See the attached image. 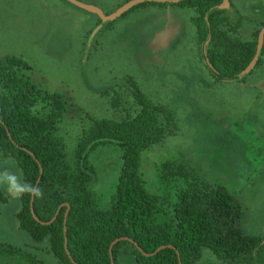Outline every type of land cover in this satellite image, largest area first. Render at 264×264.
Masks as SVG:
<instances>
[{
  "label": "rangeland",
  "instance_id": "1",
  "mask_svg": "<svg viewBox=\"0 0 264 264\" xmlns=\"http://www.w3.org/2000/svg\"><path fill=\"white\" fill-rule=\"evenodd\" d=\"M77 1L108 15L128 0ZM229 3L256 20L250 31L264 23V0ZM159 9L163 7H138L101 22L67 0H0V57L23 58L33 84L66 98L54 134L69 160L77 138L94 120L120 122L134 115L138 107L127 82L132 78L153 104L174 113L176 125L141 153L139 172L146 191L171 213L176 190L186 183L162 180L159 167L166 161L182 164L194 181L222 187L240 204L244 234L264 236V52L245 78L216 82L199 57L194 11L173 6L168 16ZM6 158L0 160V170L7 166ZM88 161L94 169L88 189L97 208L106 210L115 192L121 150L115 144L99 145ZM0 190L6 197L0 203V264H33L30 258L37 264H59L45 243H34L19 227L20 199ZM163 214L158 220L165 219ZM195 264L224 263L203 248Z\"/></svg>",
  "mask_w": 264,
  "mask_h": 264
},
{
  "label": "trees",
  "instance_id": "2",
  "mask_svg": "<svg viewBox=\"0 0 264 264\" xmlns=\"http://www.w3.org/2000/svg\"><path fill=\"white\" fill-rule=\"evenodd\" d=\"M221 4L222 0H183L171 7L195 11L192 22L197 44L214 80L237 81L245 78L242 72L255 55L264 23L250 31L255 19L245 18L229 0L227 8ZM147 5L166 7L142 3L126 13ZM263 52L264 41L255 66L262 61ZM30 70L21 57H0V160L12 158L25 182L34 186L41 167L36 187L43 190L44 197L33 199V211L41 222L56 218L49 225L35 221L28 195L20 198L16 217L19 227L34 243H45L46 251L59 264H111L109 247L119 238L131 239L140 251L128 241H119L112 247L114 264H195L203 248L224 264H264V236L242 232V208L224 188L194 181L182 164L166 161L159 167L161 179L180 178L186 183L177 188L171 213L160 206L158 197L146 191L139 172L140 156L176 129L170 109L153 104L136 82L127 78L137 111L120 122L94 120L77 138L69 160L54 134L67 100L60 93L46 92L33 84L27 75ZM105 144L120 148L121 164L110 206L101 210L88 189L94 178L88 154ZM3 202L6 197L0 190ZM164 211L165 219L158 220ZM64 227L73 262L65 253ZM161 246L166 247L151 255ZM10 252L19 253L14 249Z\"/></svg>",
  "mask_w": 264,
  "mask_h": 264
},
{
  "label": "water",
  "instance_id": "3",
  "mask_svg": "<svg viewBox=\"0 0 264 264\" xmlns=\"http://www.w3.org/2000/svg\"><path fill=\"white\" fill-rule=\"evenodd\" d=\"M68 2H70L71 4L79 7L80 9H83L87 12H90V13H93L95 14L101 22H111L113 20H115L116 18L120 17L122 14L126 13L128 10H130L131 8H133L134 6L136 5H139V4H142V3H158V4H165L167 8L171 7V5H175V4H178L179 2L183 1V0H128L126 3H124L122 6H120L118 9H116L114 12L110 13V14H104L100 9L92 6V5H87V4H84V3H81L77 0H67ZM222 8H227L228 7V0H222V4L221 6ZM263 41H264V26L260 29L259 33H258V36H257V45H256V51H255V55L252 59V61L250 62V64L247 66V68L242 72V76H245L247 75L250 71L253 70V68L255 67L256 63H257V60H258V57H259V54H260V51L262 49V46H263ZM33 156V155H32ZM41 173H42V169L41 167L39 166V177L37 179V182L35 184V186H37L38 182H39V179H40V176H41ZM67 208L69 207L68 205H66ZM30 212H31V215L33 217V219L35 221H37L38 223H40L41 225H49L50 223H52L55 218H56V215L51 219V221L49 222H41L34 214V211H33V198L31 197V201H30ZM67 215V213H66ZM66 215H65V218H66ZM66 223V219L64 220V224ZM65 227L63 228V236H64V249H65V253L66 255L69 257L70 261L73 262L69 256V252L67 250V243H66V235H65ZM119 241H128L130 242L131 244L134 245V247L136 249H138L140 251V249L134 244V242L131 240V239H128V238H119V239H116L114 240L110 247H109V255H110V260H111V264H114V261L112 259V256H111V252H112V247L114 244H116L117 242ZM166 246H161L159 247L154 253H152L151 255H154L156 254L159 250L165 248ZM173 248V247H172ZM145 256H148V254H145ZM179 264H180V261H179Z\"/></svg>",
  "mask_w": 264,
  "mask_h": 264
},
{
  "label": "clouds",
  "instance_id": "4",
  "mask_svg": "<svg viewBox=\"0 0 264 264\" xmlns=\"http://www.w3.org/2000/svg\"><path fill=\"white\" fill-rule=\"evenodd\" d=\"M5 165L7 166L0 170V188H4L13 199H20L24 195H28L33 199L44 197L41 188L25 182L22 170L16 168L10 157L5 159ZM11 168H16V170L12 171Z\"/></svg>",
  "mask_w": 264,
  "mask_h": 264
},
{
  "label": "crops",
  "instance_id": "5",
  "mask_svg": "<svg viewBox=\"0 0 264 264\" xmlns=\"http://www.w3.org/2000/svg\"><path fill=\"white\" fill-rule=\"evenodd\" d=\"M159 10H162V11H164L168 16H169V14L171 13V10H172V7H169V8H167V7H163V9H159ZM193 10V9H192ZM194 11V10H193ZM194 15H195V11H194ZM193 15V16H194ZM192 16V17H193ZM191 22H192V18H191ZM192 25H193V22H192ZM194 26V25H193ZM194 31H195V28H194ZM195 41H196V44H197V40H196V33H195ZM197 50H198V52H199V57L201 58V53H200V50H199V46H198V44H197ZM251 72V71H250ZM250 72L248 73V74H250ZM247 74V75H248ZM246 76V75H245ZM244 76V77H245Z\"/></svg>",
  "mask_w": 264,
  "mask_h": 264
}]
</instances>
